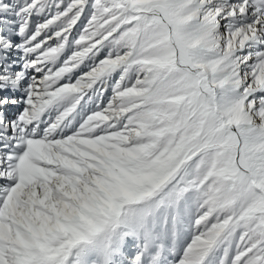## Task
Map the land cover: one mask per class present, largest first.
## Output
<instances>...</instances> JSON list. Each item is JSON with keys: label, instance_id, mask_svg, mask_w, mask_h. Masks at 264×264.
Returning <instances> with one entry per match:
<instances>
[{"label": "snow or ice", "instance_id": "1", "mask_svg": "<svg viewBox=\"0 0 264 264\" xmlns=\"http://www.w3.org/2000/svg\"><path fill=\"white\" fill-rule=\"evenodd\" d=\"M0 264H264V0H0Z\"/></svg>", "mask_w": 264, "mask_h": 264}]
</instances>
